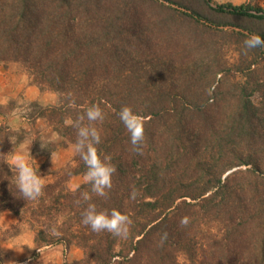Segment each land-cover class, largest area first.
<instances>
[{"label": "trees", "instance_id": "1", "mask_svg": "<svg viewBox=\"0 0 264 264\" xmlns=\"http://www.w3.org/2000/svg\"><path fill=\"white\" fill-rule=\"evenodd\" d=\"M203 1L216 13L264 20L262 7ZM205 26L199 13L168 0H0V62L20 63L59 95L57 104L32 102L29 118H43L75 146L74 123L98 103L105 114L94 125L98 149L117 168L106 198L87 182L68 186L86 173L77 154L45 182L38 201L17 198L0 179V211L35 233L38 250L21 264H54L41 256L54 245L83 250L64 264H112L115 256L116 264H264V63L244 46L229 63L215 36L246 39L245 32ZM125 105L145 117L141 152L119 120ZM23 131L0 123V177L12 175L4 154ZM85 192L98 207L129 213L127 239L81 223L84 205L76 201ZM207 221L219 230H205Z\"/></svg>", "mask_w": 264, "mask_h": 264}, {"label": "rangeland", "instance_id": "2", "mask_svg": "<svg viewBox=\"0 0 264 264\" xmlns=\"http://www.w3.org/2000/svg\"><path fill=\"white\" fill-rule=\"evenodd\" d=\"M176 7H186L196 11L205 20L207 26L202 28H217L232 34L233 31H244L245 33H258L264 35V20L255 18H242L234 15L220 14L212 11L203 0H168ZM214 3H247L253 6L264 8V0H213ZM189 25L187 28H192ZM217 34V44L226 49V58L229 63L237 62L238 48L242 49L245 39H238L236 36ZM212 40V38H211ZM217 45L216 43L211 42ZM245 49V48H243ZM257 50V51H256ZM250 52V49L243 50ZM258 59H263L264 46L255 48ZM242 79L241 77H239ZM254 103L260 104L261 95L255 92ZM59 95L55 91L41 88L32 79L25 68L16 62H0V123H8L15 130L23 129L24 140L15 148L28 154V159L37 160L39 170L46 183L53 182L56 172L71 162L76 155L73 144L64 145L60 137L43 118H29L32 111L30 104L37 102L43 106L57 104ZM87 182L85 174H75L70 177L68 186L76 189ZM19 219L9 210L0 211V257L3 264H21L30 259L38 250L34 231L27 225H20ZM207 231L217 232L219 225L212 221L203 224ZM12 245L13 248H7ZM22 246L23 251L19 252L15 247ZM41 256L45 262L64 264L65 261L79 260L84 257L83 250L72 245L68 250L63 245L43 247ZM1 264V263H0Z\"/></svg>", "mask_w": 264, "mask_h": 264}, {"label": "clouds", "instance_id": "3", "mask_svg": "<svg viewBox=\"0 0 264 264\" xmlns=\"http://www.w3.org/2000/svg\"><path fill=\"white\" fill-rule=\"evenodd\" d=\"M245 49H255L264 46V36L258 33H245ZM71 94H69V97ZM70 103L74 101L70 100ZM105 114L98 103L90 104L74 123L76 128L75 152L86 166L85 179L91 186V193L100 198H106L108 191L113 186V175L117 172L116 165L111 162L109 156L102 155L98 149L101 143V134L95 123L103 121ZM119 120L130 136V143L135 152H141L145 142V117L141 113L134 111L131 106H122L118 112ZM87 121L85 123L84 121ZM6 162L12 171V175H3L0 179H8L14 187V195L17 198L27 202L38 201L45 188L44 175H41L38 162L34 158L28 159L23 149L12 151L4 154ZM11 177V179H9ZM138 196L137 191L130 193V199L135 200ZM83 202V211L81 212V223L90 227L94 233L108 232L114 237L127 239L130 234V228L133 223L129 213L121 210L119 207H98L92 202V195L85 192L81 194V199L76 204ZM181 225H187L189 218L184 216L180 219ZM51 234L59 236L60 232L56 227L51 228ZM168 234L165 232L161 237V243L167 240ZM7 248H13L8 245ZM19 252L23 251L22 246L15 247ZM122 258L115 256L112 264H116ZM131 259V254L129 255ZM0 262H3L0 260Z\"/></svg>", "mask_w": 264, "mask_h": 264}, {"label": "water", "instance_id": "4", "mask_svg": "<svg viewBox=\"0 0 264 264\" xmlns=\"http://www.w3.org/2000/svg\"><path fill=\"white\" fill-rule=\"evenodd\" d=\"M233 170H235V169H233ZM233 170H231V171L227 172V174H226V175H228L229 173H231Z\"/></svg>", "mask_w": 264, "mask_h": 264}]
</instances>
